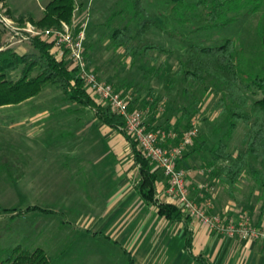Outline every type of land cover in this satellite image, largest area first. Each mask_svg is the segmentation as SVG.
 <instances>
[{"label": "crops", "instance_id": "0c3cea01", "mask_svg": "<svg viewBox=\"0 0 264 264\" xmlns=\"http://www.w3.org/2000/svg\"><path fill=\"white\" fill-rule=\"evenodd\" d=\"M4 1L11 18L16 21L20 16H31L33 20L38 21L44 16L45 7L51 0H44L40 5L39 9L42 12L40 18L34 17L32 12L16 16L9 0ZM77 1L76 6L79 8L77 15L80 18L86 13L90 15L89 0ZM86 53L85 49L88 64L99 79L111 83L121 93H131L128 85L119 81L118 77L106 75L97 66L92 67ZM60 94L62 101L36 103L34 101L36 97L19 105L0 108L2 111L16 107L21 108L22 112L19 113L18 119L16 116L13 120L10 115H0V119H4L0 120V127L6 134L11 133L14 137L13 139L9 137L6 141L22 140L19 130L25 125L27 138L34 143L46 136L39 142L46 141L49 146L47 149L32 146L29 151L7 149L0 151V171L14 174L15 178L10 181L20 186L14 190L23 191L20 194L18 192V196L27 199L25 196L27 194H23L25 190L35 193L30 195L31 198L28 196L31 201L27 203V207H40L50 211L26 213L32 216V234L37 240L42 236L43 232L34 224L33 218L35 216L50 218L48 214L59 213L58 199L63 200L69 207L79 206L83 211L81 213H84L71 214L68 223L75 226L74 230L62 232L57 226L52 225L51 229L58 230L54 234L53 230L47 227L54 236L52 240L63 239L59 245L56 244L57 246L47 244L46 253L55 255L49 258L51 264L79 263L73 257L90 238L92 241L88 243L99 250L102 248L101 244L108 243L109 245L102 249L114 250L118 261L120 263L126 261V264H201V261L205 264H264L262 241H242L236 237L211 233L191 218L186 226L184 221L174 223L161 217L156 206L144 202L136 191L139 168L124 135L119 130L104 125L93 109L66 101L61 91ZM141 98L136 107L143 109L146 114V125L150 130L182 131L187 128L189 121L186 123L185 116L181 118L182 122L174 123L166 119L170 112L166 109V121L163 122L158 117L161 113L148 103L150 102L148 98L146 101L144 97ZM194 119L198 121L196 118L192 120ZM192 120L190 119V122ZM195 148L193 145L188 152ZM187 154L188 156L181 159L178 166L189 171L187 184L193 198H198L200 184L212 189L203 192L211 201L209 214L237 218L248 211L256 222L264 219V211L254 215L246 204L243 206L235 204L233 193H230L212 172H208L206 163L200 164L195 153ZM153 170L158 177V195L167 188V179L156 165ZM2 181L4 178L0 182ZM224 194H227L229 199L225 200ZM164 202L165 199H162L161 203ZM35 248L39 247L35 246L30 250Z\"/></svg>", "mask_w": 264, "mask_h": 264}, {"label": "rangeland", "instance_id": "374dc122", "mask_svg": "<svg viewBox=\"0 0 264 264\" xmlns=\"http://www.w3.org/2000/svg\"><path fill=\"white\" fill-rule=\"evenodd\" d=\"M140 1L148 11V19L153 23L152 29L143 37L141 43L155 44L163 47L167 51L165 54L151 52L149 53V58L131 62L124 55L123 50L116 49L112 45L111 36L116 28L129 26L134 30L137 29L138 23L133 18L132 7L128 4V0L88 1L91 4V12L86 28V54L89 57L92 67L97 66L106 75L116 76L119 81L128 85L135 99V107L139 103V100L142 99L141 97H144L145 101L148 98L155 100V104L163 105V110L158 115L163 122L166 119L174 123L182 122L181 118L184 116H186V123L190 119H198V133L201 136L204 135V139L209 140L204 145L205 148H199L200 151L196 153L198 160L201 162L200 164H203L207 155V149L214 145L216 140V137L210 136L209 134L211 132L214 134L219 129L220 136L218 138H226L227 125L223 123V119H220L217 112L214 111V104L220 97V94L217 95L209 83H206L205 87H201L182 81L180 77L176 76L178 64L185 58L187 49L192 45L205 47L219 46L225 40L232 39L239 44V57L242 60L241 69L243 74H258L264 66V47L260 41V16L244 15L240 16L237 21L226 26L206 27V17L203 9L200 8L198 10L194 6L193 8H189V6H192V3L200 0ZM76 2L78 1L75 0ZM9 3L13 14L16 16L21 13L24 14L25 12H32L36 18L42 16L39 8L44 3V0H9ZM5 7L7 8L8 15L11 17L6 3ZM17 22L21 25L24 23ZM0 32L2 34L0 49L6 48V34L1 30ZM8 49L13 50L19 55L30 53L32 50L30 44H23ZM159 67L162 71H159V75L154 76L152 70L159 69ZM12 78H17V73L13 74ZM197 100L199 102V108L197 106L199 110L195 112L197 108L194 106ZM34 101L36 103L62 101V96L59 89L48 86ZM20 109L13 107L8 110H2L0 111V115H10L12 120L17 116L18 119L19 113H22ZM166 109H169L170 112L168 113L169 117L165 119ZM139 110L143 112L146 120V114L143 109ZM21 128L19 131H21L22 140L6 141L9 137L13 139V134H6L5 130L0 127V151L3 149L29 151L32 146L34 148L38 146L39 149L49 148L46 141L39 142L45 139L46 136H43L37 142L35 139L33 143L27 138V127L23 125ZM244 131V127L239 126L230 138H227L226 141L231 151L242 149ZM252 163L264 172V169L259 167L258 163L255 161ZM2 171L3 173L0 171V181L2 178H4V181L0 182V252L1 250L16 246H21L28 250L37 246L42 247L46 252L47 244L59 245V242L61 243L63 239L54 238L52 240L51 238L54 236H52L51 231H48L47 227H49V230H53L54 234L58 230H62V232L74 230L75 226L68 223L70 222L69 218L71 214H84L81 213L83 212L81 208L79 206H75L74 208L69 207L64 204L63 200L58 199L57 205L59 213L48 214L50 218L40 216L33 218L35 220L34 224L38 225L40 232L41 230L43 232L42 236L38 237L39 240H37L36 236L32 234V216L24 213L20 216L13 217V212H9L12 209H16L18 212H24L27 203L31 201V196L35 194L34 191L25 190L23 194H27L25 195L27 199H21L18 196V192L20 194L23 191L14 190L20 186L10 181L15 178L14 174L4 170ZM7 181L9 182L7 183ZM224 195L225 200L229 199L227 194ZM233 196L235 204H240L241 206L246 204L248 206H246L247 208L252 209L251 211L254 212V215H258L259 212L264 211L263 185H256L248 173L244 175V178L237 185ZM246 214L250 217L252 224L260 225L264 223V219L261 222H256V219L250 216L248 211ZM233 219L235 218L233 217ZM54 221L58 224L54 223ZM52 225L53 227L57 226L58 230L51 229L50 226ZM98 237L100 238V236ZM89 241H92V239L86 240L74 255L73 259L79 262L77 264H126V261L122 263L118 261L119 259L115 252H113L114 250L109 249L105 251L102 249L108 246V243L104 242L101 244L100 246L102 248L99 250L95 248L96 246L89 244ZM54 256V254H48L50 259ZM53 264L59 263L53 262Z\"/></svg>", "mask_w": 264, "mask_h": 264}, {"label": "trees", "instance_id": "16d2710c", "mask_svg": "<svg viewBox=\"0 0 264 264\" xmlns=\"http://www.w3.org/2000/svg\"><path fill=\"white\" fill-rule=\"evenodd\" d=\"M128 4L131 5L133 18L138 23L137 29L129 26L116 28L111 36L112 45L123 50L131 62L147 59L151 52L165 54L167 51L163 47L141 43L143 37L152 29L153 23L148 19V11L140 0H128ZM191 5L189 8L194 6L198 10L203 9L206 27L226 26L244 15L260 16V41L264 47V0H200ZM75 6V0H51L40 20L35 21L31 16H20L18 21L22 23L28 20L42 29L59 27L62 22L72 21ZM1 41L0 32V46ZM30 46L31 52L23 55L11 49L0 50V108L32 100L51 86L59 89L66 101L93 109L104 125L119 130L129 142L133 159L139 168V179L135 186L139 196L144 202L154 204L161 217L174 223L184 221L187 226L190 218L176 205L157 202L158 177L153 170L155 163L143 155L138 143L124 130L123 118L114 113L107 104L90 95L77 70L69 69L64 60L57 58L53 43L33 39ZM241 68L239 44L235 40L227 39L219 46H190L185 58L179 62L176 74L186 83L201 87L209 83L216 94H220L214 104V111L227 125L226 138H218L220 134L219 129L215 131L216 128L214 134H209L216 137V140L215 144L207 149L204 162L209 168L208 172H212L230 193L234 192L247 173L256 185H263L264 188V172L252 163L255 161L264 169V66L256 75H245ZM159 71L160 69H153L152 73L155 76ZM15 73L17 78L13 79L12 75ZM148 103L156 106L155 100ZM198 105L197 100L194 107L197 108ZM198 110L197 108L195 112ZM190 124L189 120L186 129ZM239 126H243L245 130L243 147L231 151L226 140ZM186 129L174 130L181 134ZM203 137L204 135L198 133L193 143L197 147L188 152L193 146L190 147L178 160L177 167L180 160L188 156L187 153L196 154L200 151L199 148H205L204 145L209 140ZM30 211L50 213L40 207H27L24 212L12 209L9 212H13L12 216L17 217ZM189 239L188 237V241ZM129 261L132 262L130 258ZM0 264H51V261L45 250L40 247L28 250L16 246L13 249L1 250ZM201 264L205 262L201 261Z\"/></svg>", "mask_w": 264, "mask_h": 264}, {"label": "built area", "instance_id": "2783aa9c", "mask_svg": "<svg viewBox=\"0 0 264 264\" xmlns=\"http://www.w3.org/2000/svg\"><path fill=\"white\" fill-rule=\"evenodd\" d=\"M78 12L79 8L75 6L70 23L62 22L59 27L42 29L29 21L21 25L13 20L8 15L5 1L0 0V30L6 34L7 45L0 50L30 44L33 39L53 43L57 58L64 60L69 69L77 70L92 97L107 104L114 113L123 118L124 130L138 143L143 155L162 171L167 179V188L156 195L159 203L165 199L166 202L176 205L186 216L211 233L236 237L242 241L264 242V223L252 224L246 213L235 219L226 215L209 214L211 201L203 194L211 189L207 185L200 184L198 198L192 197L187 184L189 171L177 167V162L193 146L199 132L198 121L192 120L190 127L181 134L174 129H148L143 112L134 106L133 94L115 90L110 83L99 79L90 68L85 55L89 14L86 13L80 18ZM155 109L161 112L163 105L156 104Z\"/></svg>", "mask_w": 264, "mask_h": 264}]
</instances>
